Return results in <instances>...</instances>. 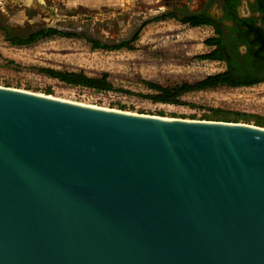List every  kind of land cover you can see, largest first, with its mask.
Instances as JSON below:
<instances>
[{
  "label": "water",
  "instance_id": "water-1",
  "mask_svg": "<svg viewBox=\"0 0 264 264\" xmlns=\"http://www.w3.org/2000/svg\"><path fill=\"white\" fill-rule=\"evenodd\" d=\"M0 264H264V128L0 88Z\"/></svg>",
  "mask_w": 264,
  "mask_h": 264
},
{
  "label": "rangeland",
  "instance_id": "rangeland-1",
  "mask_svg": "<svg viewBox=\"0 0 264 264\" xmlns=\"http://www.w3.org/2000/svg\"><path fill=\"white\" fill-rule=\"evenodd\" d=\"M252 5L253 0H242L240 15L250 16ZM164 6L163 0H0L3 26L24 32L51 27L74 35L43 40L29 48H16L6 42L0 31V88L123 113L183 121L209 122L203 120L209 109L264 116V84L192 92L183 98L188 106L175 107L154 104L137 96L70 88L36 72L38 68H49L83 72L89 77L107 74L115 89L146 95L152 92L143 86V81L161 86L193 84L224 71L222 63L197 59L209 51L204 41L213 36L212 29L191 28L174 19L157 20L159 8ZM189 9L198 13L202 5L198 0H191ZM211 15L218 17L217 6L212 8ZM142 21L145 24L129 47L115 48L126 38L132 25ZM89 40L112 48L94 51ZM10 62L14 65H9ZM48 89L51 95H46ZM192 105L195 108H191ZM239 124L255 126L242 121Z\"/></svg>",
  "mask_w": 264,
  "mask_h": 264
},
{
  "label": "trees",
  "instance_id": "trees-1",
  "mask_svg": "<svg viewBox=\"0 0 264 264\" xmlns=\"http://www.w3.org/2000/svg\"><path fill=\"white\" fill-rule=\"evenodd\" d=\"M217 1L226 9L225 15L221 20L210 18L205 15L185 17L180 20L182 24H186L191 28L206 26L214 30V35L204 41V46L207 47L209 51L197 57V59L204 62L222 63L225 65V69L200 82L161 86L143 81V86L152 93L146 95L138 93L134 95L125 90L115 89L109 81V76L107 74L89 77L83 72L58 71L49 68H38L36 72L39 75L70 88L86 89L95 93H119L127 96H137L154 104L175 107L188 106L183 101V98L192 92L253 88L260 84H264V30L262 29L264 28V0H254L252 5V10L261 15V19L258 22L254 18H234L235 9L240 5L242 0ZM169 17L175 18L174 16ZM164 18H166V16H160L156 19L161 20ZM233 19H235L233 21L234 28L230 29L229 33H224L220 23ZM239 29L243 30L238 31ZM0 31L4 34L6 42L16 48H29L40 41L55 37L72 38L74 36L51 27H41L29 32H24L0 24ZM89 43L91 49L94 51H108L112 48L96 41L89 40ZM129 44L130 42H126L115 48H128ZM242 46H245L247 49L243 55H240L238 48ZM8 64L14 65L12 62ZM51 92L50 89L46 90V95H51ZM190 107L195 108L193 105ZM203 120L235 124L242 121L253 123L257 127L264 128V116L239 114L220 109H209L204 113Z\"/></svg>",
  "mask_w": 264,
  "mask_h": 264
},
{
  "label": "flooded vegetation",
  "instance_id": "flooded-vegetation-1",
  "mask_svg": "<svg viewBox=\"0 0 264 264\" xmlns=\"http://www.w3.org/2000/svg\"><path fill=\"white\" fill-rule=\"evenodd\" d=\"M163 1L165 4V6H164L165 8H163V9L159 8L160 11H159V15H157V16H159V17L160 16H166L167 19H174V20H178V21L184 19L185 17H194V16H198V15H205V16H208L210 18L221 20L222 17L225 15V12H226L225 7L223 5H220V3H218L217 0H198L199 5L200 4L202 5V10H201V12H198V13H196V12L193 13L192 11H190L189 2L191 0H186V1L185 0H163ZM253 3H254V0H253ZM240 5H241V3H240ZM240 5L235 9V17L234 18H236V19L254 18L257 20V22L260 21L261 15L258 14L257 12H254L253 10L251 11L250 16H248V17L241 16L239 13ZM214 6L218 7V10H219L218 17H214L213 15H211V10H212V8H214ZM169 16H174L175 18H170ZM234 20L235 19L229 20V21H222L220 23L221 29L224 33H229V30L234 28V26H233ZM134 25L135 24L132 25V27L129 29V31L133 28ZM207 28L212 29L211 27H207ZM262 29L264 30V28H262ZM140 30L136 33V35L134 36V38L131 41H128L127 36H126V38H123V40L118 43V46H120L126 42L131 43L132 41H134L135 38L137 37L138 33L140 32ZM241 30H243V29H239L238 31H241ZM245 30H247V29H245ZM212 32L214 35L213 29H212ZM246 49L247 48L245 46L239 47L238 50H239L240 55H243L245 53Z\"/></svg>",
  "mask_w": 264,
  "mask_h": 264
},
{
  "label": "bare ground",
  "instance_id": "bare-ground-1",
  "mask_svg": "<svg viewBox=\"0 0 264 264\" xmlns=\"http://www.w3.org/2000/svg\"><path fill=\"white\" fill-rule=\"evenodd\" d=\"M19 91V90H17ZM19 92H23V91H19ZM23 93H27V92H23ZM40 97H43L41 95H38ZM48 99H52V100H57V101H61V102H65V103H70V104H75V105H80V106H84V107H89V108H94V109H100V110H105V111H114V110H108V109H102V108H97V107H94V106H87V105H82V104H76V103H72V102H68V101H63V100H58V99H53V98H50V97H47ZM114 112H118V111H114ZM123 113V112H122ZM129 114V113H127ZM132 115H135V114H132ZM141 116V115H139ZM144 117H147V116H144ZM155 117V116H154ZM155 118H159V117H155ZM164 120H174V119H168V118H163Z\"/></svg>",
  "mask_w": 264,
  "mask_h": 264
},
{
  "label": "built area",
  "instance_id": "built-area-1",
  "mask_svg": "<svg viewBox=\"0 0 264 264\" xmlns=\"http://www.w3.org/2000/svg\"><path fill=\"white\" fill-rule=\"evenodd\" d=\"M80 90H86V89H80ZM87 91H91V90H87ZM93 92V91H92ZM95 93V92H94ZM97 94H107V93H97ZM119 94V93H117Z\"/></svg>",
  "mask_w": 264,
  "mask_h": 264
}]
</instances>
